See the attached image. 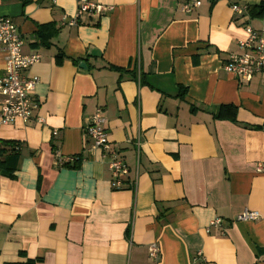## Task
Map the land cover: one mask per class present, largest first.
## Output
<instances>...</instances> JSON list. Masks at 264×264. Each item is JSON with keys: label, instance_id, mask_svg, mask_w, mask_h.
<instances>
[{"label": "crops", "instance_id": "obj_1", "mask_svg": "<svg viewBox=\"0 0 264 264\" xmlns=\"http://www.w3.org/2000/svg\"><path fill=\"white\" fill-rule=\"evenodd\" d=\"M91 1L112 9L69 26L77 0H0L23 52L41 56L25 74L39 79L33 115L44 119L0 124V141L19 144L0 159V264H264V74L224 68L244 23L264 30L248 13L264 0L190 12L182 0ZM224 105L234 109L216 118ZM98 107L134 190L113 189L101 151H87ZM56 151L79 160L58 166ZM244 209L259 218L236 220Z\"/></svg>", "mask_w": 264, "mask_h": 264}, {"label": "built area", "instance_id": "obj_2", "mask_svg": "<svg viewBox=\"0 0 264 264\" xmlns=\"http://www.w3.org/2000/svg\"><path fill=\"white\" fill-rule=\"evenodd\" d=\"M201 5V0H182L179 10L190 12ZM112 7L97 4L91 0H77L75 15L66 21V25L77 26L84 14L99 15L111 10ZM231 9L235 16L244 17L247 7L232 4ZM246 37L239 40L240 53L231 54L224 63V68L238 79L247 80L257 73L264 74V30H255L247 23L243 24ZM24 41L16 24L7 16H0V49L5 54V72L0 76V124L12 125L20 120L23 123L34 119L36 123L44 122L42 117H34L33 113L38 106L33 91L39 81L37 76H27L25 72L41 59L39 53L26 54L23 52ZM103 110L98 107L84 127V135L90 141L88 152L101 151V160L106 163L110 171L111 187L121 190L127 185L130 189L136 188V179H128L129 167L120 157L119 151L108 139L105 128ZM137 159L140 155L141 139L137 137L132 141ZM58 166L75 163L77 157L60 158V153L55 152ZM264 168V163L259 164L258 170ZM259 215L255 211L244 209L237 217L239 221H255ZM223 220L216 217L210 222L207 230L212 226H221ZM160 255V248L156 243L148 246V256L155 260ZM203 260L202 251L198 250L195 261Z\"/></svg>", "mask_w": 264, "mask_h": 264}, {"label": "trees", "instance_id": "obj_3", "mask_svg": "<svg viewBox=\"0 0 264 264\" xmlns=\"http://www.w3.org/2000/svg\"><path fill=\"white\" fill-rule=\"evenodd\" d=\"M27 0H24V2ZM248 13L251 17H259L264 15V1H262L258 6L251 8L250 10H248ZM186 93V90L181 87L180 88V96H184V94ZM234 109L233 106L231 105H224L221 106L219 112L215 115L216 118H221L224 117L223 116V110H232ZM14 146H19L18 143L15 144V142L13 141H0V159L2 156H4L8 150L11 151V154H17L18 152V147H16V149H14ZM1 165H2V161L0 160V169H1ZM11 172H8V175H10Z\"/></svg>", "mask_w": 264, "mask_h": 264}, {"label": "water", "instance_id": "obj_4", "mask_svg": "<svg viewBox=\"0 0 264 264\" xmlns=\"http://www.w3.org/2000/svg\"><path fill=\"white\" fill-rule=\"evenodd\" d=\"M80 67H81V68H86L85 63H84V62H81V63H80Z\"/></svg>", "mask_w": 264, "mask_h": 264}]
</instances>
